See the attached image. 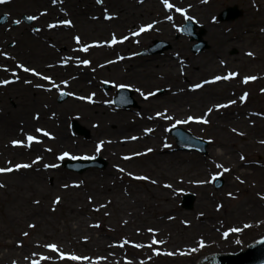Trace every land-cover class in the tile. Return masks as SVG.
<instances>
[{"label":"bare ground","instance_id":"6f19581e","mask_svg":"<svg viewBox=\"0 0 264 264\" xmlns=\"http://www.w3.org/2000/svg\"><path fill=\"white\" fill-rule=\"evenodd\" d=\"M108 1L111 10H113L110 16L112 18L116 17L111 22L99 20L100 16L98 15L100 13L98 12L93 15L92 9L97 11V7L92 3V0H63L56 4L54 8L51 7L53 0L50 3L49 0L36 1L40 5H46L45 10L47 13L58 16L61 12L66 16H71L70 18L74 23L71 27L74 26V30H79L83 36L94 35L100 37L105 35L107 30L112 32L104 41L83 43L80 39L79 43L73 42L72 44V37L69 34L71 29L60 28L59 35L55 36V42L58 46L69 43V47L65 53L60 55L62 57L70 56L67 59L68 61L63 63L64 67H62V63L58 65L55 60L56 54L58 55L57 51L46 48L44 43L36 40H34V43L38 48H29L28 54L23 53L25 52L23 48L16 52L19 55L30 58L32 60L31 63L38 67L51 68L49 71L55 75H61L60 77L64 79V86L75 87L77 89L81 87L87 88L88 82L86 79L91 77L98 80H101L103 77H109L116 82L130 81L132 85L135 84L137 86L151 84L158 88L165 86L169 92L164 99H160L161 102L157 100L158 102L149 101L147 104H143L145 108L149 109L152 107L157 108L160 103L164 105V107L160 108L161 110L154 109V112L146 113L145 118H147V122L153 120V123H155L156 121L165 120V116H170L174 120L182 118L193 125H211L212 132L220 137V140L216 144L218 150L215 152V157L219 159V165H222L224 169H228L225 167H235L233 168L234 177L237 180L257 185L255 193L257 201H243L240 210L236 213L237 215H231L234 222V230L250 226L257 219H264L262 218L264 216V207L261 203V199L264 200V166L257 167L256 163L244 162L241 158L239 159L235 156L233 151L239 152L238 156L246 153L244 150L246 142H242L240 145L239 142L226 137L228 135L233 136L234 134L254 145L261 144L264 141V105L254 109L249 106L246 99L243 101L240 99L244 95L243 92L246 91L244 88L246 86H241L245 84L243 82L245 77H257V79L251 80L248 83L258 89V91L264 93V0H240L243 4L246 18L234 35L230 33L224 35L215 29L214 15L209 14V12L211 6L213 7L211 5L212 1L216 0H207V2H203V0H169L171 4L175 5L172 9H165L161 0H135L134 2L131 0ZM176 7L184 9L185 14L182 15L177 12L175 10ZM150 15L153 17V27L144 32H139L142 26L146 27L150 22H147V24L137 22ZM168 16H171L172 19L168 20ZM186 16L190 17L191 20L202 23L207 28L209 37L217 44H214L210 50L200 55L195 56L188 53L186 50L188 46L186 40L184 38H179L178 40L174 38L177 30L173 23L186 19ZM134 24L137 26L133 27ZM54 25L62 27L58 21H55ZM62 25L70 26L63 23ZM138 32L139 35L133 34ZM151 32L163 36L175 47L173 46V49L168 54H164L165 57L150 59L153 63L138 65L139 59H137L138 61L134 59L135 54L129 51V47L135 46L134 49L137 51L139 45L142 42L145 43L142 36ZM113 35H115L118 41L122 40L123 37H127V39L123 40V42L111 44ZM85 46H88V51L86 52L82 50ZM234 47L240 49L239 55L229 56L227 51ZM249 52L254 55H247ZM88 54H91L88 60L91 66L89 65L90 63L88 65L82 63ZM104 56L108 58L103 60L102 57ZM48 59L55 61V63L51 61V63H45L44 61ZM0 61H2L0 63V71H3L7 77L12 78L9 82L14 81L15 77L6 68V61L1 57ZM184 69H188L187 75L195 77L194 81L188 82L187 78H185ZM22 71L24 70L22 69ZM228 73H237V75L229 80L221 79L215 83H204L205 81L213 80L215 76L223 77L228 75ZM32 75L34 74L32 73ZM42 76L44 75L41 74L39 78ZM27 78L30 79L31 84L26 82L27 80L24 83L30 86L29 92L25 90L27 86H21V89L30 93L21 100L24 105L23 112L22 110H16L19 115L16 118H12L11 114L13 113L8 110L9 108L6 105L3 107L4 112H8L7 114L3 113V117L0 118V157L19 158L22 156L28 158L29 155H34L37 152H41L42 156L39 159L40 161L37 159L33 160V163L34 161L37 163L36 165L31 164L30 161L24 162L22 164H29L31 167L0 174L12 188L17 190L19 195V197L17 195L12 197L15 200L17 199L16 201L9 202V208L7 209L10 216L14 215V218H16L15 215L17 214V217H20L21 210H30L32 214L42 216L47 210L45 207L46 203L50 202L48 205L51 209L59 208L66 210L69 214L68 220L75 221L74 224L69 222L68 227L74 228V225H76V229H82L83 219L80 216V212L89 208L83 202V198L86 197L84 193L89 194L87 196L89 205L95 202L96 199L99 200L95 205L97 207L111 209L118 214H130L129 217L140 216L142 210L140 209L138 200L134 199L133 195L127 192L128 188L122 181L131 177L133 179H137L136 177H146L147 179L145 180L155 187V190H147L146 192H149L155 199L154 202L160 209L158 212L160 215L153 220L144 222L143 227H139L144 231H140L139 234H141L142 241L137 242V245H152L148 239V233H152L154 236L152 241H156L157 244L162 245V248L170 255H178L187 254L199 242L208 244L213 240L224 238L225 231L223 227L215 224L213 221H205L195 225L193 231L197 233V236H189L190 238L185 243H180L172 232L174 229L173 221L178 216L172 211L173 206L167 204L168 201L170 204L173 203V196L170 195L169 191H175L181 185L202 186L209 182L210 179L208 180L207 177H204L206 171L203 168V160L201 158L196 157L191 167L180 169L183 167L181 159L178 156L171 155L167 157L162 154L164 152L163 137L160 133L152 134V131L155 129L154 126H142L140 128V123L138 121L134 122L126 112H113L103 100H99L100 97L98 99L94 95L92 97L89 96L91 97V100H89L75 91L72 94L71 100L66 105H63L62 110L57 109L50 113V107L55 105L49 102V100L42 101L48 95L43 88L42 82L30 76H27ZM65 81L67 83H64ZM38 83L42 87L36 88V84ZM196 84H202L203 87L194 89L193 86ZM1 88L0 86V90ZM153 91L147 93L139 90L138 92L141 95L143 93L144 96L153 93ZM19 92V89H17L13 93L16 96V93ZM9 95L14 96L13 94ZM153 96L150 95L147 99ZM48 97L50 98L49 95ZM83 101L88 105L82 104ZM231 101H235V103H230ZM42 102H48L50 106ZM218 105H227V107H217ZM210 108L212 111L209 113L208 109ZM79 109L80 111L77 112L76 116L79 119L90 121L94 128H92V131L101 134L103 150H106L108 159L111 160L112 166L109 167L107 172L109 176L103 181L95 179L93 174L86 181L77 182L73 181L74 176H66L68 174L58 173L50 169V167H44V165L49 164L48 159L53 154V147L55 149L57 145L59 148L66 146L63 142H68L69 138L66 133L65 119L69 115L74 114L73 111ZM197 111L200 112L197 113ZM157 113H163L164 115L157 116ZM190 116L193 117V120L189 121L188 117ZM35 118L37 119L35 120ZM198 118H203L208 122L204 123ZM37 122L43 123L45 126L55 130L57 136L52 141L54 145L47 144L43 146L33 141L31 147L13 146L12 141L14 140H22L27 143L26 134L33 127L35 128L34 123L36 124ZM261 123L263 124L261 125ZM136 131L141 132L138 133ZM13 133L19 139H10V147L4 145L5 142L2 141V138L4 139ZM134 137L135 139H133ZM91 144L92 142H89V140L86 142L80 141L77 149H82V151H75L74 153L84 157L95 156L97 152L96 149L95 151L91 149ZM141 144H145V146L140 147L137 151L130 153L121 151L136 148ZM155 152H158L159 155L153 159L147 158L148 155ZM62 154L60 153V155ZM68 154L73 156L71 153ZM125 157L129 158L125 159ZM139 157H146L147 159L144 162H140L137 161ZM125 167L128 169L136 168V170L140 167L146 169L147 172L134 176L128 172L119 170H124ZM52 176L55 177L56 184L50 187L47 186L45 179ZM158 177L160 179H156ZM61 178L67 180L65 184L67 187L59 183ZM200 181H204V183H198ZM166 185H170V187ZM53 190L57 195L51 199L50 194ZM30 192L33 193L32 196L37 195L43 200H31L32 196L30 198L25 197ZM57 197H60L59 204L54 203ZM36 201H39V203H36ZM205 202L204 199L202 203ZM202 213V211H198V214L202 215ZM181 221L186 225L190 224L184 221V219ZM149 229L152 231H149ZM2 230H4V227L0 225V235L4 234ZM191 230L190 232H192ZM259 232L263 233L264 228ZM107 235L108 233L105 232L98 236L90 235L83 237L81 239L82 242H88L89 240L91 242L88 253L83 252L82 257L89 258L90 255L95 254V257L98 260L100 259L101 262L121 264L124 261L123 255H121L114 243L105 238ZM184 237L186 239L185 235ZM5 244L10 247V251L8 254H4L5 256L3 255V259L8 256L13 257L14 259L11 260V264H32L34 261L30 260V256L25 255L23 250L19 251L15 242H5ZM218 244L221 250L232 251L230 243ZM202 264H209V262L207 260L202 261Z\"/></svg>","mask_w":264,"mask_h":264},{"label":"rangeland","instance_id":"374dc122","mask_svg":"<svg viewBox=\"0 0 264 264\" xmlns=\"http://www.w3.org/2000/svg\"><path fill=\"white\" fill-rule=\"evenodd\" d=\"M37 0H8L7 3L0 4V18L1 17H7V20H5L3 23H0V57L3 58L6 62V68L9 70V73L15 77V80L12 82H9L7 84H3L2 81L4 80H12V78L7 77L3 71H0V86L2 87L0 90V118L3 117L4 114H7V112H4V105L8 107L10 112H12V118H16L19 113L17 111L24 109V105L22 104L21 100L22 98L27 97L30 93L29 88L30 86H27L26 83H24L25 80L30 81L27 76L37 78L38 81L42 82L43 88L45 92L48 93L46 95V98L42 101H48L52 102L55 106H51L49 112H54L57 109L63 108V105H66L69 100L72 98V94L77 91L79 94H81L82 97L88 98L89 96H95V98L100 97L99 100H103L105 104L111 108L113 112L117 113H125L128 114V116L134 120V122L138 121L140 123V128L142 126H154L155 129L152 131V134L155 135L157 133H160L162 135V144L164 146V154L165 156H178L179 159H181V164L183 168L191 167L192 162L195 160L196 157L201 158L203 160V168L205 169L204 177H207L209 182H207L205 185H197V186H185L181 185L180 188L177 187L175 191H169L170 195L173 196V203L170 204L168 201L167 204L170 206H173L172 211L175 215L178 216L177 219H175L174 222V229H173V235H175L180 243H185L187 239H189L191 236L195 237L197 236V233L194 230L193 227L195 225L203 223L205 221L207 222H214L217 225H221L223 227V230L230 229V227L234 226L233 218H231L233 214L237 215L236 213L240 210L241 204L243 201H257V198L255 197L256 193V184H250L246 182H242L237 180L236 177H234V170L235 167H225L228 168L229 171L225 172L223 167H217L219 165V159L216 156L217 149V141L220 140V137H218L217 134L212 132V126L201 124V125H193L192 123L185 122L182 118L180 120H161L156 121L153 123V120H149L147 122V118H145V114L149 113L151 111L161 110V107H164L161 103L157 108L152 107L151 109L145 108L143 106L144 103H148L149 101H160V99H164L166 95H168V89L164 87H155L153 84L151 85H135L130 83V81H123V82H116L114 79L109 77H103L101 80L93 79V77L86 79L88 82L87 88H80L77 89L75 87L70 86H64L63 81L64 79L60 77L61 75H55L51 71V68H41L36 66L35 64L31 63L30 58H26L23 55H19L16 51L23 48L25 49V52L33 48H38V46L34 43V40L39 41L41 43H44L46 48H49L50 50H54L58 52V55L56 54V62L61 64L62 67H64L63 63H66L69 59V57H62L61 54L65 53L66 49L69 47L68 44H62L57 45L55 42V36H58L60 33V28H70V37L73 42L76 43V37H79L80 41H83V43H88L91 41H104L109 37V34L112 32L110 30H107V33L103 36L97 37L94 35H84L78 30H74V26L71 27L74 23L71 20V16L65 15L60 12V15L50 14L47 13L45 8L46 5H40L36 3ZM51 0H49L50 3ZM57 3L51 2V7L54 8L56 4L63 0H56ZM134 2L135 0H131ZM92 3L96 5L97 11L93 10L94 13L98 12L100 13L98 16L99 20H102L104 22H111L114 21L116 17H113L112 19H106L107 15H112L111 6L109 5L108 0H103L102 4H98L96 0H92ZM133 4V3H131ZM213 7L211 6L209 14L214 15V26L215 29H217L222 34L228 35L229 33L234 35L238 30L240 29V26L243 22L245 17V11L243 8V4L240 0H216L212 1ZM230 6H237L238 9L242 11V15L233 20V21H227L222 22L219 21V15L220 13L230 7ZM107 10V13L104 12V10ZM29 16L37 17L34 20L27 19ZM54 17V18H51ZM20 20V24L14 23V21ZM69 20L71 21L70 26H64L62 25V21ZM55 21H58L62 27H59L56 25V27H49V25H54ZM192 21L197 26L195 29L197 34H199L201 31L204 32L203 34V41H206L208 43V47L203 50L202 52L195 53L193 52V47L196 44L195 41H192L189 36H186L184 33H182L181 28L186 24L185 22ZM147 22H150L149 24H152L153 17L151 15L145 19H140L137 23L141 24H147ZM136 23V24H137ZM176 26L177 33L174 36L176 40L179 38H184L186 40V43H188L187 46V52L193 55H200L203 52H207L210 50L214 44H217L216 42L212 41V39L209 37L207 28L200 22L193 21L191 19H182L176 22H173ZM134 24L133 27H136L137 25ZM114 32V31H113ZM143 41L141 45H139L138 50L135 51V46L129 47V51L135 54V60L139 59L138 65H148L150 63H153L150 59H157L164 54H168L171 49H173V45L171 42H169L166 38L163 36L157 35L153 32L145 34L142 36ZM155 40H159L162 42H165L170 45L169 49L165 50L163 53L158 54H152V55H145V51L150 49L152 44H154ZM29 52V51H28ZM229 56H237L240 53V49L237 47L229 49L227 51ZM91 57V54L85 56V60H89ZM165 57V56H164ZM103 60L108 58L107 56L102 57ZM55 63L53 60H45L44 62L49 63ZM2 61H0L1 63ZM44 63V64H45ZM134 63V62H132ZM135 64V63H134ZM18 65H23L24 67L35 69L36 72L51 77L52 81L55 82L58 87H53L52 83H50L48 80H44L39 78L37 75H32V72H24L22 71L21 67ZM91 66V63L89 64ZM94 65V64H93ZM188 82H192L195 80V77H190L188 74V69L183 70ZM92 75V74H91ZM182 79V78H181ZM79 80V79H78ZM77 81V80H76ZM80 81V80H79ZM111 84V89H105V84ZM31 84V83H30ZM41 85L40 83L36 84ZM121 85H124V87L129 88L132 91V101H135L137 103V106L123 109L121 107H118L114 103V98L117 96V93L119 91V87ZM21 86H27L25 91L21 89ZM141 86V88H140ZM246 86L244 87L246 89L244 94L247 93L246 100L249 103V106L257 109L258 107H261L264 105V93L258 91L254 86H252L250 83L241 85ZM38 88V87H36ZM47 90H46V89ZM19 89V93H16V96L13 93L15 90ZM50 89V90H49ZM142 90L143 92H151L152 90L154 93V96L150 99H145L144 97L146 95H141L138 91ZM10 91H13L10 93ZM62 92L67 93V98L59 102V97ZM13 94L14 96H10L9 94ZM49 98V99H48ZM75 100V99H74ZM157 101V102H158ZM161 102V101H160ZM50 106V103L48 102H42ZM81 103V102H79ZM165 103V102H164ZM82 104L88 105L85 101H83ZM95 106V105H94ZM155 109V110H154ZM17 110V111H16ZM33 110V109H31ZM30 110V111H31ZM79 110L73 111L74 114L69 115L66 117V129L69 141L63 142L66 144L64 147H57L53 149L52 156L48 159L49 164L48 165H57V167H50V169H53V171L63 174H68L66 176H74L73 181H83L94 174L95 179L97 178L99 181H103L108 178L109 174L108 169L112 166L111 160L108 159V154H106V150L104 151H97L95 156L89 157V159H95V158H102L106 162L105 165L102 168H91L85 171V173H76L72 172L63 166V162L65 159H76L78 156L74 152H80L82 149H77L78 144L80 141L86 142L89 140V142H92L91 149L95 151L96 145H101L98 143L103 142L101 140L102 136L98 132L92 131L93 125L90 123V121H86L84 119H79L76 114ZM200 111H197V113ZM4 113V114H3ZM29 113V110H28ZM18 119V118H17ZM37 118H35L36 120ZM158 119V118H156ZM77 120V122L82 126V128L87 132L86 135L78 134L76 131H74L72 127V121ZM183 120V121H182ZM264 123V121H263ZM261 123V125L263 124ZM37 124V125H36ZM34 123L35 128L29 130L26 135H33L37 138L39 141L38 144H42L43 146L47 144H52L57 136L55 130H53L50 127L45 126L43 123L37 122ZM264 125V124H263ZM182 127L188 131H190L194 136L200 137L203 139L208 140L209 147H208V154L203 155L202 153L198 151H183L177 148L176 140L173 136L170 135V129L171 127ZM41 128L48 133H50V136H44L43 133H38L36 131L37 128ZM94 129V128H93ZM91 131V132H90ZM140 133L141 131H136ZM228 139L235 140L242 144V142H246L244 145V150L246 153H242L241 156L244 158L242 159L244 162H252L256 163L257 167L264 166V143H259L257 145L251 144L245 140H243L240 136L234 135H228L226 136ZM10 139H19V137L15 136V134H10L4 139L2 138V141H4V145H7L10 147ZM35 142V141H34ZM97 142V144H96ZM37 143V142H35ZM238 143V144H239ZM145 146V144H141L140 146H137L133 149H127L121 150L122 152H134L137 151L140 147ZM90 149V150H91ZM233 150V149H232ZM235 156H237L239 159L241 156H238L240 153L235 152ZM60 153H71L73 156L70 157V155H67L64 157V159H59L61 156ZM62 154V155H63ZM158 152L152 153L147 156V158L153 159L155 156H158ZM42 156L41 152H37L34 155H29L28 158L25 157H8L3 156L0 157V168L8 167L10 166L8 162H11V165L14 164H22L24 162H29L33 165H36L37 163H33V160H36L38 157ZM75 157V158H74ZM146 157L140 158L137 161L144 162ZM37 159V160H39ZM136 159V158H135ZM40 161V160H39ZM42 162V161H41ZM40 163V162H38ZM117 164V162H116ZM115 164V165H116ZM119 164V163H118ZM260 164V165H258ZM243 165V164H241ZM37 167V166H36ZM36 171H38L36 169ZM125 172L130 173L131 175H138L139 173L147 172L146 169H142L140 167L128 169L127 167L124 168ZM1 174V173H0ZM57 174V173H55ZM144 174V173H143ZM222 177L224 180V184L220 188H216V177ZM215 177V179H213ZM156 179H160L159 177ZM128 180V181H127ZM123 180L122 182L124 185L128 188V193L133 195V198L138 200L140 209L142 210L140 216H133L129 217L130 214H118L117 212H113L111 209L101 208L95 206L99 200H96L95 202L89 205L87 201V196L89 194H85L86 197L83 198V202L86 203V205L89 206V208L84 209L81 211V217L83 221V227L82 229H76V225H74V228L68 227L69 222L74 224L73 221H69V214L66 210L55 208L54 210L49 207V203H46V212L42 215H34L30 213V210H21L20 211V217H17V214L15 215L16 218L13 216H10L9 210V202L16 201L12 197L18 195V192L15 188H12V186L6 181L3 176L0 175V184L3 185V187H0V225L4 227V230L2 232L4 234L0 235V264H11V260L14 258L11 256H8L7 258L3 259L4 254H8L10 251V247L6 246L5 242H15L17 247L19 248V251H24L25 255L30 256V260H39L40 264H109L106 262H101L100 259L98 260L95 256V254H92L89 256L88 260H79V261H72V260H62L60 258L61 253H67V254H75L77 256L82 257L83 252H87L90 249V242H82L83 237H87L90 235L98 236L103 233H108L105 238H107L108 241H111L115 244V247L120 251L121 255H123L124 261L121 264H199L197 262V257L203 254H213V253H222L224 252L219 247L218 243H230L231 244V250L232 251H225V252H237L240 249H245V247L252 241L256 240L257 238H260L264 235V232H259L262 228H264V219L262 220H256L254 224H251L250 226H244L240 230H229L230 234L228 237H224L221 240H213L212 242L205 244V245H199V243L195 244L194 248H192L187 254H178V255H170L167 253L163 248L162 245L153 243L152 238L154 237L152 233H148V239L151 245L149 247L146 244H143L141 247H136L135 244L137 242H141V234L140 231H144L142 228L144 222L150 221L158 217L160 214L158 213L160 211L159 207L155 205V199L149 194V192H146L147 190H155V187L151 185L149 181H146L145 179H133L132 177L130 179ZM67 180L60 179L59 183L66 184ZM45 182L47 186L53 187L52 185L56 184L55 177H48L45 179ZM83 189V188H81ZM80 189V190H81ZM194 193L196 195V202L194 205V208L191 210H186L182 207V197L185 193ZM231 193V195H229ZM32 192H30L27 196L30 198L32 196ZM57 195V193L53 190L50 194L51 199ZM6 198V200H5ZM43 200L39 196H32L31 200ZM205 199V203H202ZM261 203L264 207V200L261 199ZM260 203V204H261ZM33 205V204H32ZM198 211H202V215L198 214ZM264 218V216H262ZM187 221L188 225L184 224L183 221ZM29 225H35L34 228L29 227ZM234 228V227H233ZM192 229V230H191ZM190 230L192 232H190ZM27 232L28 235L25 236L24 233ZM189 234V235H188ZM186 236V239L184 237ZM190 236V237H189ZM61 244H60V241ZM49 244H55L57 245L58 251L53 252L49 248L46 247V245ZM199 253V254H198ZM35 254V255H34ZM197 255V256H196ZM5 256V255H4ZM48 257L47 260L41 259V257ZM127 259V260H125Z\"/></svg>","mask_w":264,"mask_h":264},{"label":"snow or ice","instance_id":"6c2138e0","mask_svg":"<svg viewBox=\"0 0 264 264\" xmlns=\"http://www.w3.org/2000/svg\"><path fill=\"white\" fill-rule=\"evenodd\" d=\"M7 2H8V0H0V4H2V3H7ZM55 2H56V0H53V3H55ZM96 2H97L98 4H102V3H103V0H96ZM161 2H162V4L164 5L165 9H172V8L175 7V5L171 4V3L169 2V0H161ZM203 2H207V0H203ZM175 10H176L177 12L181 13L182 15L185 14V10L182 9V8L176 7ZM105 12L107 13V10H106V9H105ZM36 18H37V17L29 16L27 19H29V20H34V19H36ZM105 18H106V19H111L112 17H111L110 15H107V14H106V17H105ZM185 18H186V19H190V17H187V16H186ZM167 19H168V20H171L172 17H171V16H168ZM14 23H16V24H20L21 21H20V20H16V21H14ZM61 23L65 24V25H71V21H69V20H64V21H62ZM49 27H56V25H49ZM152 27H153L152 24H149V25H147L146 27L142 26V27L140 28L139 32H144V31H146V30H148V29H151ZM139 32H138V33H133V34H134V35H139ZM75 39H76L77 43H79V37H76ZM126 39H127V37H123L122 40L118 41V40L116 39L115 35H113L112 40H111V44H116V43H118V42H123V40H126ZM82 50L85 51V52L88 51V46H85ZM247 55H249V56H253L254 54L251 53V52H249V53H247ZM82 63L85 64V65H88L90 62H89L88 60H84ZM222 63H223V62H222ZM18 66L21 67V68H23V70H24L25 72H29V71H31L34 75H37V76H40V75H41L40 73L36 72L34 69H30V68L24 67L23 65H18ZM236 75H237V73H228V75L223 76V77H222V76H215V77L213 78V80H211V81H205L204 83H205V84H207V83H215V82H217V81H220L221 79H223V80H229V79L235 77ZM41 78L44 79V80H48L50 83H52V86H53V87H58V85H56L55 82L52 81L51 77H49V76H42ZM255 79H257V77H255V76H249V77H245L244 80H243V82H244L245 84H247L249 81H251V80H255ZM26 82L30 83V81H26ZM2 83H3V84H7V83H9V81H8V80H4V81H2ZM64 83H67V82L65 81ZM37 87H42V85H37ZM120 87H124V85H121ZM201 87H203L202 84H196V85L193 86L194 89H199V88H201ZM49 90H50V89H49ZM142 95H143V93H142ZM150 95H154V93H149V94L146 95L144 98L147 99L148 96H150ZM246 97H247V93H245L243 96L240 97L241 101L245 100ZM82 99H83V98H82ZM87 99L91 100V97H88ZM230 103H235V101H231ZM217 107H227V105H218ZM211 111H212L211 108L208 109V112H209V113H210ZM163 115H164L163 113H157V116H163ZM165 118H166V119H172V117H170V116H165ZM198 119L202 120V122H204V123H207V122H208L207 120H204L203 118H198ZM188 120H189V121H190V120H193V117H191V116L188 117ZM185 122H187V121H185ZM36 131H37L38 133H43L44 136H50V133H48L47 131H45V130H43V129L37 128ZM148 131H151V130H148ZM233 131H235V129H233ZM133 139H135V137H134ZM26 141H27V143H25V142L22 141V140H14V141H12V144H13V146H19V147H31V144H32L33 141H35V142H37V143L39 142V141L37 140L36 137H34L33 135H30V134H29V135H26ZM262 143H264V141H262ZM102 144H103V142H101V145H98V146H97V151L100 150V147L102 146ZM49 151H51V149H49ZM149 151H151V149H149ZM67 155H68V153H64L63 155H61V156L59 157V159L62 160V159H64V157L67 156ZM128 158H129V157H125V159H128ZM243 158H244V157L242 156L241 159H243ZM37 159H39V157H38ZM8 163H9L10 166H9V167H3V168H0V173H10V172H12V171H14V170H19V169H21V168H29V167H31V165H29V164H16V165H14V166H11V162H8ZM34 163H35V161H34ZM44 167H45V168H48V167H57V165H55V164H53V165H44ZM217 167H222V165H217ZM119 170H120V171H124L123 169H119ZM224 171L227 172V171H229V169H224ZM136 178H137V179H147L146 177H136ZM213 179H215V177H213ZM153 182H155V181H153ZM198 183H204V181H200V182H198ZM166 186H167V187H170V185H166ZM0 187H3V185L0 184ZM65 187H67V185H65ZM229 195H231V193H230ZM36 203H39V201H36ZM54 203H55V204H59V203H60V197H57V198L55 199ZM29 227L34 228L35 225H29ZM149 231H152V230L149 229ZM24 235L27 236L28 233L25 232ZM225 235H227V234H225ZM153 243H156V241H153ZM161 243H163V242L161 241ZM141 246H142V245H136V247H141ZM148 246L151 247V245H148ZM46 247L49 248V249H50L51 251H53V252H57V251H58L57 245H55V244H49V245H46ZM34 255H35V254H34ZM60 258H61L62 260L66 259V260H72V261L88 260V259H89L88 257H80V256H77V255H75V254H67V253H61V254H60ZM41 259L47 260L48 257H44V256H42ZM32 264H40V261H39V260H34V261L32 262Z\"/></svg>","mask_w":264,"mask_h":264},{"label":"water","instance_id":"95a60500","mask_svg":"<svg viewBox=\"0 0 264 264\" xmlns=\"http://www.w3.org/2000/svg\"><path fill=\"white\" fill-rule=\"evenodd\" d=\"M237 7H229L224 12H222L220 19L222 21H230L238 18L242 12L240 10H237ZM184 33L188 35H193V40H198L199 44L196 45L195 50L196 51H202L204 48H206L208 45L207 43L202 39L203 32L196 36L190 30L187 26L185 27ZM161 43L156 42L157 47H154L155 49H151L148 51V54L150 53H157L162 52L165 49H167L168 45H160ZM66 95H63L60 99V101H63ZM121 97L117 98L118 104H121L120 99ZM124 106H128V104H125ZM76 128L79 132L83 133L80 126L76 125ZM174 135L177 136L179 148L182 149H191V145L189 144H201V150L205 152L207 143L205 141H202L200 139H196L192 137L188 132H184L182 130L174 129ZM179 137H185L186 140L181 141ZM97 161H87V162H80L78 165H73L72 162L65 163L67 167L79 171V172H85L86 169H88L91 165L99 164L96 163ZM195 197L193 195H187L185 197V207L186 208H192L194 204ZM249 250L246 252H242L238 255L234 254H226V255H219L212 258V261L215 262V264H264V240L258 242L257 244L252 245Z\"/></svg>","mask_w":264,"mask_h":264}]
</instances>
